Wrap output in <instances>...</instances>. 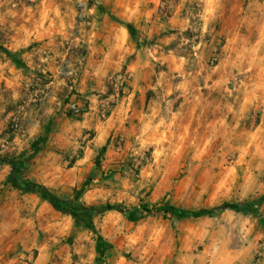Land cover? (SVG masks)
<instances>
[{"label": "rangeland", "instance_id": "1", "mask_svg": "<svg viewBox=\"0 0 264 264\" xmlns=\"http://www.w3.org/2000/svg\"><path fill=\"white\" fill-rule=\"evenodd\" d=\"M90 46L121 65L90 115L116 131L47 143L53 105L79 119L69 104L91 103ZM0 157L29 160L25 176L60 198L85 186V208L149 209L76 218L7 185L0 162V264H264V0H0ZM251 202L260 216L152 210Z\"/></svg>", "mask_w": 264, "mask_h": 264}, {"label": "trees", "instance_id": "2", "mask_svg": "<svg viewBox=\"0 0 264 264\" xmlns=\"http://www.w3.org/2000/svg\"><path fill=\"white\" fill-rule=\"evenodd\" d=\"M124 26L128 29L130 32V35L135 36L136 30L133 28L130 24H124ZM86 110L83 109V113L85 114ZM72 114V113H71ZM73 115V114H72ZM106 148H104L102 151L104 152ZM0 162L3 164H8L11 166V175L9 179L7 180V185H11L12 187H15L19 190L25 191V192H35L39 194L42 198L47 200L50 204H52L56 209L66 212L74 217H78L82 215L85 211L89 216L92 217L93 212L96 209L100 210H116L123 214L129 221H136L137 213H140L142 210L149 211L147 209V206H145L142 210L141 209H128L124 207H115V206H107V207H91V208H85L81 206L80 204V198H81V192L83 193L85 191V186H82L81 190H77L75 193V196L73 199H66V198H60L54 194V192L51 191V189L47 188L44 185H41L37 182H34L30 179H28L25 176V172L28 169L30 165V161L26 159H9V158H1ZM96 167L100 168L101 163L99 161V158L96 160ZM91 180H94L93 178ZM264 201V199H262ZM260 206L261 204L258 203H246L245 205H240L236 203H224L216 208L213 209H204V210H183L172 206H164L161 208L153 207L152 210L163 213L165 218H168V216L172 218H176L178 220L182 219H189V218H203V217H210L213 218L215 216H218L225 211L231 210L238 213H252L256 216H260ZM94 227H92L93 229ZM100 237V236H99ZM99 245L103 249L110 250L112 249V245L108 244L104 239L100 237L99 239Z\"/></svg>", "mask_w": 264, "mask_h": 264}, {"label": "crops", "instance_id": "3", "mask_svg": "<svg viewBox=\"0 0 264 264\" xmlns=\"http://www.w3.org/2000/svg\"><path fill=\"white\" fill-rule=\"evenodd\" d=\"M101 37H104L106 40H108V35H102ZM90 48L92 51L86 58L87 66L85 67V71L82 75L80 85L83 86L82 91L86 92V100H90L91 103H87L88 109L86 110V113L83 115V117L79 119H75L73 117L68 118L62 112H60L61 109L58 108L57 105H53L48 110V114L59 117L60 123L52 133V136L47 143H99L98 146H102V143H108L112 132L116 128L112 125H108V127H106L105 125L101 124V122L94 124L90 118V115L94 117L95 113L93 111L96 110V108L101 110V105H94L96 101L94 99H100L101 95H98V93L104 92L105 89H103V85L105 86L108 77L111 73L114 74L120 72L121 65H119L118 62L115 63L114 60L113 63L116 65H113L110 61V56L107 51L99 48L96 49L95 47L91 46ZM90 79L98 83V89L96 86H94V84L89 82ZM100 101V103L103 102L102 100ZM83 128L87 130L94 128L98 133V136L92 140L83 138L84 141H81ZM84 159L85 158H78L75 164L82 165Z\"/></svg>", "mask_w": 264, "mask_h": 264}, {"label": "built area", "instance_id": "4", "mask_svg": "<svg viewBox=\"0 0 264 264\" xmlns=\"http://www.w3.org/2000/svg\"><path fill=\"white\" fill-rule=\"evenodd\" d=\"M70 112L75 116H81L83 113V108L80 106L79 103H70L69 104Z\"/></svg>", "mask_w": 264, "mask_h": 264}]
</instances>
